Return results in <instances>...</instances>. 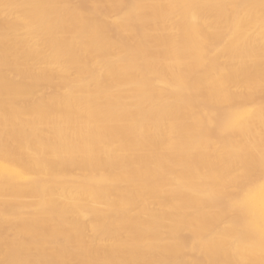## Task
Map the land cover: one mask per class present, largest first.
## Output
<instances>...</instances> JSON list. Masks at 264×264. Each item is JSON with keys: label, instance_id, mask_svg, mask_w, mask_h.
I'll return each mask as SVG.
<instances>
[{"label": "bare ground", "instance_id": "6f19581e", "mask_svg": "<svg viewBox=\"0 0 264 264\" xmlns=\"http://www.w3.org/2000/svg\"><path fill=\"white\" fill-rule=\"evenodd\" d=\"M0 264H264V0H0Z\"/></svg>", "mask_w": 264, "mask_h": 264}]
</instances>
